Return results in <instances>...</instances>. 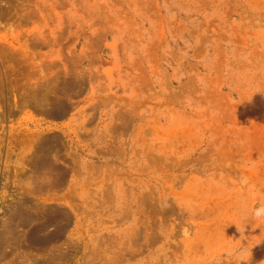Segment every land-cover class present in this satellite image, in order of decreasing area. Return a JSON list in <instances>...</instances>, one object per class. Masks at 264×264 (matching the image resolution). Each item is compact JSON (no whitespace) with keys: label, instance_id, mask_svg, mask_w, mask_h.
Listing matches in <instances>:
<instances>
[{"label":"rangeland","instance_id":"374dc122","mask_svg":"<svg viewBox=\"0 0 264 264\" xmlns=\"http://www.w3.org/2000/svg\"><path fill=\"white\" fill-rule=\"evenodd\" d=\"M264 0H0V264H264Z\"/></svg>","mask_w":264,"mask_h":264},{"label":"clouds","instance_id":"9594fccd","mask_svg":"<svg viewBox=\"0 0 264 264\" xmlns=\"http://www.w3.org/2000/svg\"><path fill=\"white\" fill-rule=\"evenodd\" d=\"M252 217L257 220H264V204H261L252 210Z\"/></svg>","mask_w":264,"mask_h":264}]
</instances>
